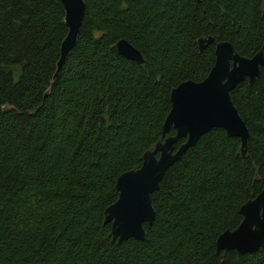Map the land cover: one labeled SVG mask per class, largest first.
<instances>
[{"label":"trees","instance_id":"1","mask_svg":"<svg viewBox=\"0 0 264 264\" xmlns=\"http://www.w3.org/2000/svg\"><path fill=\"white\" fill-rule=\"evenodd\" d=\"M83 2L53 77L60 0H0V264H219L215 238L264 186V64L229 91L248 132L244 155L221 128L199 136L151 193L142 240H112L103 209L116 177L160 139L170 89L207 74L215 41L264 57V0ZM121 38L142 63L117 53ZM221 264H264V247L227 250Z\"/></svg>","mask_w":264,"mask_h":264},{"label":"water","instance_id":"2","mask_svg":"<svg viewBox=\"0 0 264 264\" xmlns=\"http://www.w3.org/2000/svg\"><path fill=\"white\" fill-rule=\"evenodd\" d=\"M66 33L60 42L59 55L53 77L57 74L65 54L75 42L84 15L83 0H60ZM198 50L213 42L212 36L197 39ZM117 53L127 59L142 63L140 52L125 39L116 40ZM213 63L199 81H180L169 91V110L165 115L160 139L141 155L138 167L120 173L114 183L116 199L103 209L104 222L109 223L112 240L117 243L127 238L142 240L143 224L154 218L150 195L158 188L166 169L176 161L186 148L192 146L203 133L221 128L239 142V153L245 154L248 132L234 107L229 91L237 83H252L264 64L262 48L249 57L238 54L226 40L213 44ZM173 134L167 135L169 129ZM183 141L176 147L177 139ZM238 212L241 220L236 227L220 232L214 241L218 259L223 252H254L264 247V186L244 201Z\"/></svg>","mask_w":264,"mask_h":264}]
</instances>
